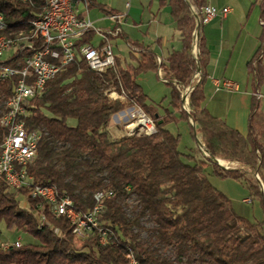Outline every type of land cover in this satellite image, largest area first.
Returning <instances> with one entry per match:
<instances>
[{
    "label": "trees",
    "instance_id": "trees-1",
    "mask_svg": "<svg viewBox=\"0 0 264 264\" xmlns=\"http://www.w3.org/2000/svg\"><path fill=\"white\" fill-rule=\"evenodd\" d=\"M89 1L107 17L115 15ZM258 2L260 46L248 69L260 85L264 80V0ZM193 3L200 10L207 7L205 0ZM167 6L180 35V51L159 64L151 48L121 34L129 48V63L115 57V67L99 75L86 69L79 58L29 103L26 129L43 132L44 137L28 169L30 187L12 191L0 180V225L38 245L0 246V264H129L131 256L137 264H264V221L237 216L231 201L209 181L212 174L243 182L253 195H262L264 113L255 97L247 136L208 114L204 87L209 80L210 51L200 38L198 59H193L197 21L184 0H168ZM45 12V0H0L4 26L0 37L15 41L32 36V23ZM94 38L93 32L85 34L77 50L91 45ZM43 48L34 39L30 47L0 62V156L7 136L1 127L4 104L20 80V76L4 80L1 72L3 68L20 70L26 59ZM159 71L171 91L165 108L151 101L137 82L139 75ZM197 72L200 81L189 99L190 116L181 92ZM111 93L124 100L110 99ZM134 108L154 121L156 134L114 137L111 121ZM182 121L192 132L198 129V150L182 152L181 137L168 130ZM216 160L240 168L225 170ZM249 176L258 179L251 182ZM35 188L53 189L59 203L70 200L82 216L93 211L98 193H112L99 219L108 233L106 244L100 243L95 231L87 239H78L65 217H57L51 206L33 198ZM262 209L264 215V202ZM1 237L0 232V242Z\"/></svg>",
    "mask_w": 264,
    "mask_h": 264
},
{
    "label": "built area",
    "instance_id": "built-area-1",
    "mask_svg": "<svg viewBox=\"0 0 264 264\" xmlns=\"http://www.w3.org/2000/svg\"><path fill=\"white\" fill-rule=\"evenodd\" d=\"M190 14L197 21V28L194 33L192 47V57L198 59L199 35L201 28L217 19H226L231 13L230 9L218 11L213 7H205L198 12L193 0H184ZM126 10H130L127 3ZM90 1L89 0H50V11L47 16L40 17L34 23L38 25V35L33 38L39 39L43 49L24 61L20 70L3 68L1 78L10 80L20 76L13 95L5 102V110L1 120V127L7 132L3 140L0 156V180H3L12 191H19L30 187L32 178L28 174V169L33 165L38 152L39 143L44 137L43 132H29L26 129L25 119L27 118V107L29 103L40 97L46 89L47 84L54 80L64 67H67L81 59L86 69L95 74H104L107 70L115 67V54L110 45V38H116L122 34L120 25L122 17L118 15L110 16L107 19L114 24L108 30H98L89 20ZM93 32L95 35L91 45L84 46L80 51L76 44L85 34ZM32 41V40H31ZM31 43L23 45H6L0 41V62L7 60L16 52L30 47ZM200 81V73L197 72L191 81L190 86L181 92L185 111L192 116L188 106L189 99L194 86ZM217 91L237 92L238 86L230 82H214ZM112 100H121L115 93L109 95ZM259 99V96H256ZM129 113L131 130H138L139 134L152 136L156 134V124L148 118L142 110L132 109ZM135 123H132L134 122ZM200 150L207 157L204 147ZM220 160H216L219 167L225 170L236 169L234 164L220 165ZM257 178V177H256ZM258 179V178H257ZM260 182V181H259ZM112 193H98L95 196V208L89 214L82 216L77 213L70 200L66 199L58 202L56 193L50 188H35L33 198L39 199L52 207L54 215L65 217L74 227V234L78 239H87L91 232L95 231L100 237V242H107L105 229L100 227L99 219L103 213L104 201L112 198ZM249 203V202H248ZM84 220L95 221V230H88L84 227ZM0 246L8 249L11 246L20 247L21 243L11 245L0 242ZM129 264H137L135 259H129Z\"/></svg>",
    "mask_w": 264,
    "mask_h": 264
},
{
    "label": "rangeland",
    "instance_id": "rangeland-1",
    "mask_svg": "<svg viewBox=\"0 0 264 264\" xmlns=\"http://www.w3.org/2000/svg\"><path fill=\"white\" fill-rule=\"evenodd\" d=\"M100 4L106 5L109 8H111L113 11L116 12L117 15L122 17L121 20V31L124 32L127 37L131 39H137L142 41V38H145V34H147L148 38H153L155 29L151 27V29H147L146 22H148L149 18L154 14L155 7L149 11L148 10V0H97ZM145 4H144V2ZM218 3L222 4H228L227 6L230 9H233L234 13L232 15L231 19H243L246 18L245 11V0H217ZM127 3L130 4V11L126 10ZM247 6V5H246ZM168 7V6H167ZM196 7V6H195ZM236 7V8H235ZM169 8V7H168ZM167 8V9H168ZM247 8V7H246ZM164 11V14H168V10ZM198 12H201L200 9H198ZM104 16L101 15L99 9L97 8H91L90 11V21L96 22L98 19H103ZM166 18V30H170L169 22L171 18L169 16ZM219 23V21H218ZM138 25V29H135L136 25ZM237 24V23H236ZM235 24V25H236ZM244 25V23H243ZM112 26H114L113 23L110 21H105L104 23H96L95 27L98 30H103L102 28L105 27L107 29H112ZM164 29V28H163ZM204 27L201 28L203 31ZM240 29L238 27H234V29L230 30L228 35L225 37V46L224 48H218L219 43L218 39L216 38V43L213 44L214 50H213V58L217 59L218 54L221 52L223 53L222 58L220 59V67L216 75H214V79L218 81H231L235 82L237 84H242L241 80L244 78V73L240 72L241 69H244L242 62V57L245 55V47L248 46L247 41H245V36L242 35V37L239 39L238 36H240ZM110 45L112 46L114 54L121 59L122 63H129L130 57H129V48L126 45L122 35L118 36L116 38H113L110 40ZM198 46V43H197ZM218 46V47H217ZM210 50V49H209ZM211 53V52H210ZM223 69H227V71H224ZM138 83L142 86L144 93L150 98L151 101H153L155 104L159 105L161 104L162 107H167L170 100H171V91L165 86V84L162 82V80L158 77V74L155 73H148V74H141L138 77ZM204 93L206 97V103H205V109L207 111L208 106L211 104V98L215 95L214 89L211 87L209 81L204 87ZM217 95V94H216ZM215 95V96H216ZM221 95V94H219ZM224 106V104L222 103ZM213 107V105H211ZM210 106V108H211ZM220 107V106H219ZM209 108V109H210ZM221 108V107H220ZM120 115V114H119ZM120 117L124 118V115H120ZM119 117V118H120ZM126 119L122 123L121 120L115 118L111 122V129L116 135V137H125V136H132L138 130H131L135 128H129L125 126H129L131 124L130 121V115L129 113L126 115ZM132 123H135L132 122ZM125 124V125H124ZM193 124V122H192ZM168 130L172 132L175 135H179L181 137V151L184 153H187L191 150H198L200 141V133L198 129L195 127V131L192 132L190 126L188 123L182 121L176 125H169ZM139 133V132H138ZM230 164V163H227ZM237 168H240V166L234 164ZM248 179L251 182H256L257 178L253 176H249ZM209 181L211 185L220 193L225 195L232 204V208L234 213L246 220H249L251 222H263L264 221V215H263V202H264V194L261 196H255L251 193L249 187L245 183L236 182L230 179H223L218 176H213L212 174L209 177ZM246 201H250L249 203ZM0 232H1V242L14 245L18 241L22 245L25 244H32V245H38V243L16 231L9 232L4 224L0 225Z\"/></svg>",
    "mask_w": 264,
    "mask_h": 264
},
{
    "label": "crops",
    "instance_id": "crops-1",
    "mask_svg": "<svg viewBox=\"0 0 264 264\" xmlns=\"http://www.w3.org/2000/svg\"><path fill=\"white\" fill-rule=\"evenodd\" d=\"M93 1L99 5H103L100 4L97 0H93ZM205 1H206V6L213 7L218 11H223L224 9H230L227 6L228 4L226 3L220 4L217 2V0H205ZM245 1L246 4L243 11H245L244 15H246V18L231 19L234 11L233 9H230L231 13L227 16L226 19L223 20L217 19L212 23L203 26L204 29L203 31L201 30L199 35V39L203 38L205 40L206 45L208 49H210L209 51L211 52L210 64L208 68V73H209L208 81L211 87L214 89L215 95L217 94L216 96L214 95L213 98H211L212 100L210 106L213 105V107L211 106L210 108V106H208L207 112L213 119L225 122L230 128L236 130L243 136H247L249 133V120H250L253 102L256 96H259V99L257 98L258 104L261 108V111L264 113V80L260 85H258L257 80H255L256 78L249 72L248 69L249 62L253 59L260 46L258 39L262 29V25H261L262 11L258 2L260 0H245ZM167 3L168 0H148L147 3L148 10L151 11L155 7L154 8L155 12L151 16V18H149L148 22H146L145 25H147L146 27L148 30L151 29V27L155 29L153 38L150 37L148 38L147 34H145L146 35L145 38L144 39L142 38V41H140L137 39H131L130 37L128 38L127 35H125L124 32H122V34H124L128 38V40L141 43L146 47L151 48L157 54L159 64L161 63V61L166 60L171 53L178 52L181 50L180 35L176 31L175 23L171 18L170 9L167 7ZM103 6L108 8V10L113 11L108 6L106 5ZM91 8L93 7L90 6V11ZM166 9L169 12L168 14H164V11ZM113 12L115 15H117L115 11ZM101 15L104 16L102 20L98 19L96 22H92V21L91 22L95 25L96 23H104L105 21H109L106 15H104L103 13H101ZM167 16H169V18H171L170 20H172L171 22H169L170 25L169 31H167L165 28L166 26L165 17ZM89 20H90V13H89ZM135 25H136L135 29L140 28L138 27L137 24ZM236 26L238 27V29H240V27L242 28V30H240V36H238L239 39L242 37V35L245 36L246 39L245 41H247L248 44V46L245 47L244 49L245 55H243L241 62V64H243L244 69L240 70L241 73L242 72L244 73V78L241 80L242 83L241 85L231 81H223V82H230L238 86L237 92H227L223 90L217 91L214 87V82L218 80L214 79L213 77L214 75H216V73L219 70H222L219 69V67H220V59L222 58L223 53L222 52L221 54L219 53L215 61L212 55L213 50L215 49L213 44L216 43L215 39L217 38L219 43V47L218 46L217 47L219 49L224 48L225 37L228 35L230 30L234 29V27ZM113 27L114 26H112V28ZM102 29L108 31L111 30L105 27H103ZM115 57L117 56L115 55ZM262 64L264 68V55L262 56ZM223 70L227 71V69H223ZM158 77L161 80L163 78V74L160 71L158 73ZM137 82H138V78H137ZM222 103L224 104V106L222 105ZM131 111L133 110H127L126 112L121 113L120 115H124V118L120 117V115H118L116 118L118 120L120 119L121 122L123 123L124 120L127 118L126 115ZM126 127L128 126H125V129L127 130ZM111 133L114 137H116V135H114L113 132ZM260 185H261L262 194H264V186L261 184V182ZM246 202H250V201H246Z\"/></svg>",
    "mask_w": 264,
    "mask_h": 264
},
{
    "label": "bare ground",
    "instance_id": "bare-ground-1",
    "mask_svg": "<svg viewBox=\"0 0 264 264\" xmlns=\"http://www.w3.org/2000/svg\"><path fill=\"white\" fill-rule=\"evenodd\" d=\"M46 1V12L42 17L47 16V12L50 11V0H45ZM0 29H4L3 26V17L0 15ZM32 36L30 37H23L19 40H7L5 38L0 37V41H3L4 43H6V45H23L25 43H31V40H33L34 37H36L38 35V25L36 23H32ZM224 163L221 161L220 165H223ZM84 227L85 229L88 230H95V221L92 220H84ZM105 235L108 236L107 231L105 230ZM101 244L105 245L106 242H100ZM129 259H134L133 256H131Z\"/></svg>",
    "mask_w": 264,
    "mask_h": 264
},
{
    "label": "water",
    "instance_id": "water-1",
    "mask_svg": "<svg viewBox=\"0 0 264 264\" xmlns=\"http://www.w3.org/2000/svg\"><path fill=\"white\" fill-rule=\"evenodd\" d=\"M262 190H263V187H262Z\"/></svg>",
    "mask_w": 264,
    "mask_h": 264
}]
</instances>
